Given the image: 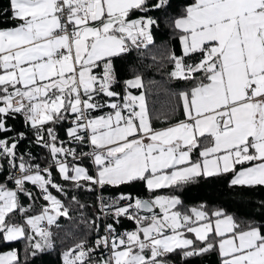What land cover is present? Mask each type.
<instances>
[{"label": "snow or ice", "instance_id": "1", "mask_svg": "<svg viewBox=\"0 0 264 264\" xmlns=\"http://www.w3.org/2000/svg\"><path fill=\"white\" fill-rule=\"evenodd\" d=\"M7 5L0 7L12 21L0 26V244L24 249L23 259L16 248L0 252V264L45 257L193 264L212 252L219 264H264V217L186 207L182 198L215 181L264 187V0H188L174 14L170 0ZM162 18L178 52L165 43L157 56L150 50ZM123 63L132 65L130 78L120 75ZM153 67L165 70L183 117L160 128L145 90ZM26 139L47 151V166L20 150ZM105 188L113 194L97 196L86 215L79 191ZM74 211L87 232L58 245L54 229ZM125 221L134 227L120 231Z\"/></svg>", "mask_w": 264, "mask_h": 264}, {"label": "trees", "instance_id": "2", "mask_svg": "<svg viewBox=\"0 0 264 264\" xmlns=\"http://www.w3.org/2000/svg\"><path fill=\"white\" fill-rule=\"evenodd\" d=\"M173 5L168 9L169 14H174L180 10V6L188 2V0H170ZM7 0H0V7H7ZM156 16H160L159 12L154 13ZM0 26L9 27L12 26V21L7 15H0ZM154 36L156 39V48L151 49L152 54L160 56L163 54L162 45L167 43L169 48H175V38L172 35V30L167 26V22L162 18L158 29H154ZM133 53V58L135 57ZM130 58V59H133ZM150 62V57H149ZM137 65L143 68V65L136 62ZM120 68V75L123 79H127L131 76L132 65L128 63H123L118 66ZM145 90L148 93L149 109L152 115L153 125L157 128L168 125L169 123L175 122L178 119H182V113L177 106V102L174 97H170L169 91L172 84L168 81L165 74V70H157L153 67L151 70H146L144 74ZM122 83V82H121ZM119 90V89H118ZM133 92L140 91L139 89H133ZM173 107H176L175 113L171 111ZM104 111H108L105 109ZM100 114V113H94ZM167 117V120L165 119ZM58 132L62 138L64 137L63 131L60 130L59 126ZM71 147H76L79 149H84L86 145H66ZM20 150L23 152H31L32 156L35 158L32 162L39 163L42 167L47 166L46 157L47 151L41 149L34 144H31L28 139L24 140L20 144ZM90 164V162H89ZM54 176L57 181H59L58 175L54 172ZM53 194L55 190H52ZM113 194V190L110 188H105L104 190H97L96 192L87 193L80 190L78 195L82 203L87 204L89 207L85 210V214L91 216L96 211L92 205L97 204V196L108 197ZM166 194V193H162ZM142 195L147 198L148 194L146 192ZM184 204L186 207H191L198 205L199 203L207 204L209 209L216 207H223L229 213H235L239 211L241 214V219H247L249 216H255L257 219L264 217V208H262L261 202L264 201V187H257L255 189H242V188H228L224 181H215L211 184H201L191 186L183 195ZM39 203V202H38ZM73 220H65L60 218V228L54 229L57 235V244L59 245L61 241H64V237L67 236L70 240L73 235L79 236L82 232H87L86 225L82 224L79 219V213H72ZM124 227L120 229L131 230L134 225L125 221ZM95 233H91L90 238L94 237ZM67 242V241H64ZM12 248L19 250L21 258L23 259V249L24 244L22 242H12L10 245L0 244V252L10 251ZM53 259H55V254H53ZM38 264H49L47 257L43 261L38 262ZM173 264H180L176 257H173ZM193 264H219V257L217 253L212 252L206 254L202 257L193 258Z\"/></svg>", "mask_w": 264, "mask_h": 264}, {"label": "crops", "instance_id": "3", "mask_svg": "<svg viewBox=\"0 0 264 264\" xmlns=\"http://www.w3.org/2000/svg\"><path fill=\"white\" fill-rule=\"evenodd\" d=\"M9 27H11V26H9ZM175 48H176V50H177V52H178V43L175 41ZM130 78V77H129ZM139 92L140 91H137V92H133V94H139ZM166 126H168V125H166ZM166 126H163V127H166ZM160 128V127H159Z\"/></svg>", "mask_w": 264, "mask_h": 264}, {"label": "built area", "instance_id": "4", "mask_svg": "<svg viewBox=\"0 0 264 264\" xmlns=\"http://www.w3.org/2000/svg\"><path fill=\"white\" fill-rule=\"evenodd\" d=\"M84 151H87L88 150V148H87V146L83 149ZM125 229H120V231H124Z\"/></svg>", "mask_w": 264, "mask_h": 264}]
</instances>
